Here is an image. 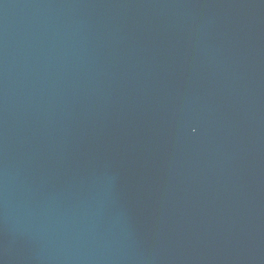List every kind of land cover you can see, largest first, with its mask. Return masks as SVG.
<instances>
[{
  "label": "water",
  "instance_id": "1",
  "mask_svg": "<svg viewBox=\"0 0 264 264\" xmlns=\"http://www.w3.org/2000/svg\"><path fill=\"white\" fill-rule=\"evenodd\" d=\"M0 264H264V0H0Z\"/></svg>",
  "mask_w": 264,
  "mask_h": 264
}]
</instances>
